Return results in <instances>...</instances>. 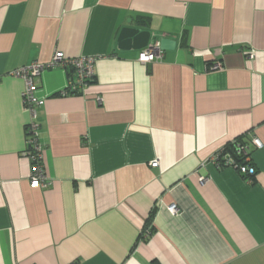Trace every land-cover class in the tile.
I'll return each mask as SVG.
<instances>
[{"label":"crops","instance_id":"0c3cea01","mask_svg":"<svg viewBox=\"0 0 264 264\" xmlns=\"http://www.w3.org/2000/svg\"><path fill=\"white\" fill-rule=\"evenodd\" d=\"M56 52L93 57V81L33 79L40 189L11 74ZM243 135L254 175L213 161ZM152 261L264 264V0H0V264Z\"/></svg>","mask_w":264,"mask_h":264},{"label":"built area","instance_id":"2783aa9c","mask_svg":"<svg viewBox=\"0 0 264 264\" xmlns=\"http://www.w3.org/2000/svg\"><path fill=\"white\" fill-rule=\"evenodd\" d=\"M162 58V51L159 49L157 41L148 44L138 55V62L142 65L151 64L159 61ZM249 60L252 59V55H249ZM95 59L93 57H80V58H65L61 53L56 52L49 65H40L37 63H31L30 65L24 66L18 70L12 72V76L23 80L24 92H23V103L31 113V120L26 127V151L25 157L30 162V176L29 183L32 187L44 189L49 185V179L46 176L44 169V150L39 145L37 140V124L34 121L35 113L34 108L42 105V101L37 99L35 95V85L33 79L39 76L44 69L52 67H62L64 69H70L74 75V83L68 85L66 89L60 93V96L72 95L86 88L93 80V65ZM220 65L216 64L215 69H219ZM260 148L258 140L253 139L250 143H237L235 144V154L244 161H250V147ZM215 165L219 167L218 158L213 157ZM226 165L231 166L238 170L243 175H253L254 169L250 166L240 165L233 159L229 160ZM152 167H156L157 163H151ZM173 210V208H171Z\"/></svg>","mask_w":264,"mask_h":264},{"label":"trees","instance_id":"16d2710c","mask_svg":"<svg viewBox=\"0 0 264 264\" xmlns=\"http://www.w3.org/2000/svg\"><path fill=\"white\" fill-rule=\"evenodd\" d=\"M92 81H91V83H92ZM243 142L248 143V144L250 143L248 140H246L245 135L239 136V137L233 139L232 141H229L228 143L225 144V146L220 151H218L215 154V157L218 158V161L220 164L219 168L229 167L228 165H226V163L231 159H233L235 162L240 163V165L242 164L245 166H250V162L246 163V161H244V159H240L235 154V144L243 143ZM250 150H251V147H250ZM150 264H159V263L156 261H152V262H150Z\"/></svg>","mask_w":264,"mask_h":264},{"label":"water","instance_id":"95a60500","mask_svg":"<svg viewBox=\"0 0 264 264\" xmlns=\"http://www.w3.org/2000/svg\"><path fill=\"white\" fill-rule=\"evenodd\" d=\"M159 49L162 51L164 49H171L174 46V43L165 39L161 38L157 41Z\"/></svg>","mask_w":264,"mask_h":264}]
</instances>
